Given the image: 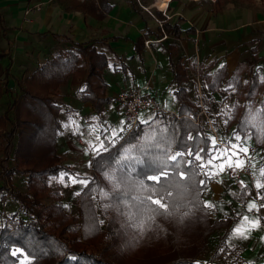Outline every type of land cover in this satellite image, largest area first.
<instances>
[{
	"label": "trees",
	"instance_id": "obj_1",
	"mask_svg": "<svg viewBox=\"0 0 264 264\" xmlns=\"http://www.w3.org/2000/svg\"><path fill=\"white\" fill-rule=\"evenodd\" d=\"M97 1L99 7L94 0L77 2L85 6L87 4L89 9L94 6L96 15L103 17L111 9L112 3L110 0ZM157 13L162 18L160 12ZM161 27L159 29L161 34L155 37L165 33L166 36L173 39H180L184 33L178 22L171 20L165 21ZM4 34L5 26L0 16V35ZM256 41L257 39L251 41L253 44L250 48L252 60L250 62L240 60L231 73L227 71L225 62H222L214 70L219 61L218 57L211 58L207 62L201 61L197 66L195 60L190 58L182 56L174 59L172 46L165 49L168 68L171 72L170 84L173 86V97L177 104L176 111L173 113H167L161 109L155 111L153 115L156 117V122L151 127L139 121V124L130 132H125L115 139L112 138L109 146H107L108 142L92 157V170L95 175L100 177V180L94 176H85L89 183L80 193L81 212L85 223L97 221L93 206V195L96 194L98 201L102 204L101 211L104 218H107L113 210H117L116 208L119 209L117 210L118 213L121 210H126L133 218L137 217V214H143L146 224L154 226L153 228H161L160 236L162 235L166 239L171 240L173 238L172 240L175 241V235L169 227H166L168 226L166 223L170 224L176 218L190 220L197 224L201 235L199 238L201 244L197 246L195 245L198 244L197 242L187 243L189 251V249L186 250L184 247L176 245L175 242L171 244L169 241L171 245L169 250L175 252L178 257L161 264H220L221 260H228L229 264H237L238 262L247 264L246 260L241 257L239 246H230L227 242L232 217L223 216L210 220L209 207H203L205 202L203 194L213 177L201 188L199 181L205 177L196 173L195 168L191 181L186 182V185L174 197L175 206L170 214L158 215L148 209L138 211L135 206L136 198L144 196L145 193L141 191L137 182L143 181L145 185L153 183L144 180V176L152 174L151 169L156 167V158L159 154L156 149L147 147L138 149L137 146L145 143V138L152 132L153 128L167 126L165 135L171 142L170 151L172 153L177 151L179 147H191L193 141L187 139L189 136L195 138L196 146L207 147V138L214 136L206 127L200 114L199 101L203 105L206 100H203L202 96L199 97V100L191 98L185 85L190 78L191 80L193 78L189 74L191 72L199 80L201 89L210 94L211 100L214 99L213 94L219 91L222 82L225 85L224 91L232 89L239 96L240 101H233L232 105L226 109V114H220L223 118L222 126L216 125L214 121L213 125L218 129V133L228 132V139L233 136L234 131L249 136L252 142L253 155H259L260 167H264V66L261 69L257 66L258 61L264 60V55H258ZM134 46L136 53H141L144 47V39L139 38ZM2 57L3 55L0 54V60ZM53 59L46 67L42 66L34 71L30 77H27V82L20 89L23 100H32L39 104V107L37 106V109L33 107V109L31 105H28L19 110L15 114V118L11 119L7 115L3 121L0 119V126L3 128L0 139L3 141L2 148L5 153L11 148V140L17 133L20 138L13 155L17 157L16 159L19 158L18 155L21 156L19 160L24 165H27L28 161L35 163V167H27L23 170H17L15 167L7 170L5 168V175L9 178L14 173L27 176L26 184L29 192L24 194L14 192L12 198L18 204L21 212H12L6 216L5 220L0 221V264H8L16 260L9 254L13 247H21L31 253L34 263L48 258L52 260V264H113L110 258L101 255V253L96 254L80 247L74 224L63 221L67 220V216L64 214V206L60 201L52 205H46L41 201V197L46 191L47 178L64 172V167L59 163L61 156L53 144L51 147H44V150H41L39 147L43 146L37 143L36 138L43 134L42 128L47 124L49 113L51 114L52 110L55 112L60 110L61 103L52 102L50 95L61 86L76 85L75 96L85 102H90L94 110L99 112L100 102L103 104L112 100L109 96L101 97L97 92L99 89L100 92L104 93L107 86L103 72L109 67L117 68L122 60L116 54H106L97 50L93 43L79 44L76 42H72L71 46L67 48L55 51ZM139 60L142 62L141 57ZM5 71L7 69L0 63V84L2 82L7 84L8 73ZM242 73L250 77L244 85ZM230 84L232 85L231 88H229ZM195 85L197 86L196 82ZM227 99L228 95L226 94L221 103ZM26 110L27 114L31 115L29 121L25 119L26 116L24 117ZM40 112V125H37L36 118ZM250 114L256 116L255 121L250 118ZM245 120L248 121V124L244 123ZM15 121L18 122L19 126L31 127L28 136L26 131L22 129L20 132H15V127H11L7 131L4 129L6 122L13 125ZM54 131L57 132V127ZM218 133L217 136L220 140ZM25 135L29 139L27 147L24 146L21 138ZM153 135L158 137L159 132L153 133ZM21 146L26 148L25 151H22ZM35 146H37L36 149ZM166 146L161 145V147ZM121 178L125 180L124 183L120 182ZM107 183H111V185L109 186ZM114 185H118V188ZM3 189L4 186H1L0 193ZM239 195L243 202L250 199L251 187L244 184L240 188ZM261 203L264 204V199H261ZM109 226V231H113L111 225ZM109 233H102L103 240L110 241L113 238L114 232L111 235ZM213 234H216L217 237L215 249L207 259H200L199 257L206 251L209 237ZM104 250L106 252V247ZM192 252L194 255L191 254ZM189 253L191 255H185ZM72 257H76V259Z\"/></svg>",
	"mask_w": 264,
	"mask_h": 264
},
{
	"label": "rangeland",
	"instance_id": "obj_2",
	"mask_svg": "<svg viewBox=\"0 0 264 264\" xmlns=\"http://www.w3.org/2000/svg\"><path fill=\"white\" fill-rule=\"evenodd\" d=\"M145 1L149 3L151 12L160 19V16L156 14L158 9H156L154 5L156 0ZM262 1L264 0H216L217 3L210 0H200L194 2L196 4V12L199 15H203L209 12L238 13L240 9L245 7L254 10L256 9L255 7L261 5ZM59 42H61V40L55 41L51 37L49 38L46 36L36 37L34 35L32 36L30 33H24V31L20 33L7 31L6 35H0V54L3 55L0 63L7 69L5 72L8 73L7 84L4 82L0 84V119H2V121L7 115L10 116L11 119L13 117L15 118V114L28 105L36 109L37 106L39 107V104L32 100H23V94L20 89L27 82L26 78L30 77L34 71L42 66L46 67L54 60V52L58 51V46L62 44ZM66 45L71 44L68 42ZM163 45L168 47L167 42ZM145 48L147 47L145 46ZM208 51L210 52L209 47L205 49L200 48L198 54L192 52V57L196 61L198 59V62H206V54H208ZM152 53L158 60L156 63L161 68L168 70L167 53L165 51L161 52L157 48H153ZM175 53L174 59H177L178 56H182L179 51H175ZM257 53L259 52L257 51ZM260 53H264V49H260ZM241 60L250 62L252 60L251 52L242 57ZM257 66L261 69V67L264 66V60L258 61ZM163 69H161V71H163ZM110 70L111 69L106 68L103 72V77L108 84L105 92L102 93L99 89L97 92L101 97L109 96L112 100L103 104L100 102L99 104L101 107L99 112L94 110L92 113H86L84 112V108H82L83 116L74 113V110L69 104L71 101L68 102L63 97L65 94H68V96H73V98H77L81 104H84V100L75 96V91L77 89L76 85L67 84L61 86L50 95V100L52 102L61 103V107L59 111L55 112L52 110L51 114L49 113L47 124L42 128V131H44L43 134L39 135V138H36L37 143L43 147L37 146L41 150H44V147L48 148L53 144L57 153L61 156L59 163L63 165L64 172L47 178L45 184L46 191L44 192V196L41 197V201L46 205H52L58 201L63 204L64 214L67 216V220L63 221L64 223L72 222L74 224L79 239V245L86 251H93L96 254L101 253V255L110 258L113 264H161L178 257L175 252L169 250L171 249L169 241L171 244L175 242L176 245L184 247L186 250L189 249L187 243L197 242L198 244H195L197 246L201 244L199 239L201 235L197 224L192 223L190 220L186 221L176 218L172 223H166L168 226L165 225L169 227L175 235V241L172 240L173 238L171 240L166 239V237L160 236L159 232L161 228H153L154 226L146 224V219L142 216L143 214H137V217L133 218L126 210H121V212L118 213L117 210L119 209L116 208L117 210H113L107 218H104L101 211L102 204L98 201L96 194L93 195V206L96 211L97 221L87 224L84 222L80 205V193L85 187L78 183H69L67 176H65L63 183L60 182L61 174H69L79 180H85V176H94L96 179L100 180V177L95 175L91 167L92 157L97 153L95 148H99L101 143L105 146L109 142L107 145L109 146L112 138L125 134L124 119L115 96L120 92V89L124 90V87L132 86L134 80H128L129 77H126V80H124L122 75L116 74ZM242 74V83L244 85L250 77L245 73ZM191 76L193 77L192 80L190 78L185 85L188 88L191 98L199 100L200 92L203 100H206V103L203 102V109L206 111V115L203 113L201 114L202 120L214 136L213 130L218 133V129L213 125V121L216 125L221 127L223 118L220 114H226V109L232 105V102L235 100L240 101V98L232 89L225 92V85L222 82L219 91L213 94L214 99L211 100L210 94L201 89L199 80L193 76L192 73ZM136 78L138 79H135V83H138L139 80L145 81L144 75L141 72L137 74ZM193 81L196 82L200 90H198V87ZM151 84L152 91H150V93L151 95L153 93L152 97L155 100L156 106L167 113L172 106H174L173 109L175 110L176 101L173 97V86L170 84V80H167L162 89H159L156 81L153 79ZM226 94L228 95V99L221 103V100ZM256 99L258 100V98ZM154 112L152 108L141 110L138 115L139 120L142 121L149 118L150 114L153 115ZM24 117L27 121L30 120L29 118L31 115L27 114V110L24 111ZM37 117V125H40L41 112ZM208 119L210 121H208ZM209 123H211V126L214 128L213 130L210 129ZM11 127H15V132H20L21 129L26 131V135L31 132V127L24 125L19 126L16 121L13 125L10 122H6L4 129L7 131V129ZM55 127H57L56 133L54 131ZM121 129H123L122 132ZM1 131H3V128L0 126V133ZM218 134L223 140H228V132L223 131ZM26 135L21 137L25 147L29 145V139ZM19 138L20 137L16 133L11 140V148L6 153L2 148L3 141L0 139V187L4 186L3 191L0 193V221L5 220L6 216L12 212H21L18 204L12 198V194L14 192H19L20 194L29 192L28 185L26 184L27 176L14 173L9 178L5 175V168L7 170L8 168L15 167L17 170H23L27 167H35V163L31 161H28L27 165L22 164L19 160L21 156L18 155L19 158L16 159L17 157L13 155L18 146ZM37 146H35V149ZM71 146L78 150L73 149ZM247 146L252 147L250 139L247 141ZM21 147L23 148H21L22 151H25L26 148L23 146ZM22 151L19 152L22 153ZM253 165H255V167H253ZM260 168L259 155H253L250 169L251 179L243 177L239 182H233L223 177V180L221 179L218 181L219 177L215 175L203 194L205 202H211L214 205V207H209L210 220L223 216L232 217V222L230 224L231 230L227 242L230 246H239L241 257L246 260L247 264H264V208H260L258 212L253 210L254 214L247 211V204L249 201L256 200L257 205L258 203L259 205L262 204L261 199L257 198L258 190L255 187L258 179L261 183H264V177L259 176ZM217 171L219 170L217 169ZM241 182H243V184ZM213 183H216V188L212 187ZM107 184L109 186L111 185V183ZM244 184H248V186L251 187V198L245 202L241 201L239 195L240 188ZM259 192L261 196L264 195V188L259 189ZM1 195H3V198ZM258 199L259 202L257 201ZM245 215L248 216L250 220H255L259 217V226L247 232V238L231 236L234 227H246L242 219ZM109 225H111L113 231H109ZM108 232H110L109 235L114 232L113 238L110 241L103 240L102 233ZM216 243L217 237L216 234H213L208 239L205 253L199 258L207 259L215 249ZM105 247L106 252L104 250ZM191 254L194 255V252ZM32 263L52 264V260L45 258L34 263L31 258V264ZM8 264H15V261ZM220 264H229V261L221 260ZM237 264L241 263L238 262Z\"/></svg>",
	"mask_w": 264,
	"mask_h": 264
},
{
	"label": "crops",
	"instance_id": "obj_3",
	"mask_svg": "<svg viewBox=\"0 0 264 264\" xmlns=\"http://www.w3.org/2000/svg\"><path fill=\"white\" fill-rule=\"evenodd\" d=\"M94 1L99 7V2ZM110 2L111 9L105 16L98 17L94 6L89 9L87 4L85 6L77 0H0V16L5 26L4 35L7 31L18 33L24 31L36 37H51L55 41L61 40L59 49L71 46L66 45L68 42L93 43L97 50L120 57L122 63L117 68L109 67V69L122 75L124 80L126 77H129L128 80H134L132 86L124 89L143 85L152 70L154 71L152 79L156 81L159 89L165 86L167 80L171 79V72L169 68L168 70L161 68L152 53L153 48L161 52L165 51L167 48L163 45L165 42L168 46H172L173 54L179 51L183 57L191 60H194L192 52L198 54L200 48L209 47L210 52L206 54V62L212 57H218L219 61L214 70L225 62L229 73L241 58L250 52L253 39H257L255 44L258 54L264 55L260 53V49H264V1L254 10L245 7L238 13L209 12L199 15L194 1L173 0L168 5L169 14L181 15L174 16L170 20L178 22L184 33L180 39L166 36L164 40L157 42L156 40L161 39L165 33L155 37L161 34L159 29L162 27L144 10L149 8V3L145 0H110ZM37 5L40 6L39 10H32L29 21H25L24 11ZM156 14L158 15L157 12ZM139 38L151 40L152 43L149 49L144 46L141 53L137 54L134 44ZM140 57L142 62L139 60ZM199 62L198 59L195 60L197 66ZM139 72L144 75L145 81L139 80L135 83ZM63 98L68 102L71 101L69 104L76 115L78 113L83 116L82 108L86 113L94 111L91 103L81 104L77 98L68 94ZM176 106L177 104L175 108ZM173 108L174 106L168 112L173 113L176 110ZM218 177V181L224 179L223 176ZM215 185L216 183H213L212 187Z\"/></svg>",
	"mask_w": 264,
	"mask_h": 264
},
{
	"label": "snow or ice",
	"instance_id": "obj_4",
	"mask_svg": "<svg viewBox=\"0 0 264 264\" xmlns=\"http://www.w3.org/2000/svg\"><path fill=\"white\" fill-rule=\"evenodd\" d=\"M231 87L232 85L230 84L229 88ZM225 91H228V89ZM250 118L255 121L256 116L250 114ZM155 122L156 117L152 114H150L149 118L142 120V123L148 124L150 127ZM244 123L248 124V121L245 120ZM122 131L123 129H121ZM166 131L167 126L153 128L152 132L145 138V143L137 146L138 149L143 147L156 149L159 154L156 158V167L151 169L152 174L144 176V180L153 183L145 185L143 181L137 182L141 191L145 193L144 196L136 198L137 203L135 206L138 211L148 209L158 215L170 214L172 208L175 206L173 203L174 197L182 190L186 182L191 181L194 168L196 173L205 177V179L199 181L200 187L203 188L207 182L211 181L213 176L222 174L226 169L232 171L242 169L245 167L246 161L249 163L252 161L247 146L249 136L241 135L239 131H234L233 136L227 141L223 140V138L218 141L215 137H208L206 148L196 146L195 138L189 136L187 139L193 141V145L191 147H179L174 153L170 151L171 142L165 135ZM156 132H159L158 137L153 135ZM149 141L151 142L149 143ZM161 145L167 146L161 147ZM102 148L103 143H101L99 148H95V150L99 152ZM65 176H67L69 183H78L83 187L88 186L89 181L86 179L79 180L69 174L60 175L61 183L64 182ZM259 176L264 177V167L259 169ZM120 182L124 183L125 180L121 178ZM241 183L243 184V182ZM114 187L118 188V185H114ZM255 187L258 190L257 198L264 199V196H261L259 192V189L264 188V183H261L258 179ZM203 207H214V205L211 202H204ZM260 208H264V204L258 206L256 200H252L247 204L248 212H252L253 210L258 212ZM242 219L246 227H234L231 236L247 238V232L258 227L260 223L259 217L255 220H250L245 215ZM9 254L16 258L15 264H31L32 254L21 247L11 248ZM72 258L76 259V257Z\"/></svg>",
	"mask_w": 264,
	"mask_h": 264
},
{
	"label": "built area",
	"instance_id": "obj_5",
	"mask_svg": "<svg viewBox=\"0 0 264 264\" xmlns=\"http://www.w3.org/2000/svg\"><path fill=\"white\" fill-rule=\"evenodd\" d=\"M77 1H84V0H77ZM157 1V0H156ZM156 1L154 3L155 8H157L156 6ZM173 1V0H167L166 1V6L163 9H158V11L161 13V17L162 18H157L155 16L154 13L151 12V10L149 8H145L144 10L148 13V15H150L156 22H158V24L160 26H162V24L165 21H169L170 19H172L174 16H179L180 17V13H175V14H169L167 12V8H168V4ZM191 1H200V0H191ZM212 2H215L216 0H210ZM40 6L37 5L34 8H28L24 11V16H25V21H29V15L30 12L32 10H39ZM166 38V35L163 34L162 38L157 41H162ZM145 46L147 48H149L150 43H152L151 40H145ZM153 70L151 71L150 76L148 77V79L146 80V82L139 86V87H135V88H130V89H124V90H120V92L115 96L116 101L118 102L119 106H120V110H121V114L123 116L124 119V124H125V129H126V133L130 132L133 128H135L138 124H139V112L141 110H145L148 108H152L154 111H158L160 110L155 103L154 98L152 97V95L150 94V89H151V81H152V77H153ZM198 90H200V88L198 87ZM199 97H201V94L199 92ZM199 105H200V114H204L206 115L205 110L203 109V105L202 102L199 101ZM208 121H210L208 119ZM210 125V129H214L211 126V123H209ZM214 133V137L218 139L217 133L213 130ZM249 148V154L251 155V157H253V148L252 147H248ZM252 166V161L251 163L246 161L245 167L242 169H237L235 171L232 170H228L226 169L222 174H220V176H224L226 177L228 180L233 181V182H239L243 177H248L251 179V169ZM219 176V175H217ZM259 202V199L257 200ZM259 205V203H258ZM252 214H254V211L251 212Z\"/></svg>",
	"mask_w": 264,
	"mask_h": 264
},
{
	"label": "bare ground",
	"instance_id": "obj_6",
	"mask_svg": "<svg viewBox=\"0 0 264 264\" xmlns=\"http://www.w3.org/2000/svg\"><path fill=\"white\" fill-rule=\"evenodd\" d=\"M166 1H167V0H157V1H156V6H157V8H158V9H163V8H165V6H166Z\"/></svg>",
	"mask_w": 264,
	"mask_h": 264
}]
</instances>
